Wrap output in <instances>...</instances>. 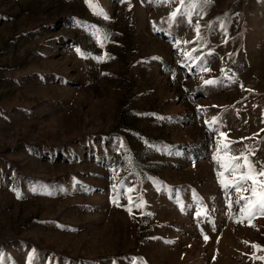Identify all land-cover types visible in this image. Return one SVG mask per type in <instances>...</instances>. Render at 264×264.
Returning <instances> with one entry per match:
<instances>
[{
	"label": "rangeland",
	"instance_id": "obj_1",
	"mask_svg": "<svg viewBox=\"0 0 264 264\" xmlns=\"http://www.w3.org/2000/svg\"><path fill=\"white\" fill-rule=\"evenodd\" d=\"M93 2L0 0V264H264V0Z\"/></svg>",
	"mask_w": 264,
	"mask_h": 264
},
{
	"label": "snow or ice",
	"instance_id": "obj_2",
	"mask_svg": "<svg viewBox=\"0 0 264 264\" xmlns=\"http://www.w3.org/2000/svg\"><path fill=\"white\" fill-rule=\"evenodd\" d=\"M84 2L90 7L93 8V10H96V5L94 4L93 0H84ZM185 4V0H180V4L177 5V8L175 11L170 13V18H174L178 15L180 11V7ZM197 7L196 0H190L188 3V9L189 11L186 13L188 17H191L192 12L191 9H194ZM99 14L103 15L102 10ZM107 19V16L104 17ZM191 22V21H189ZM197 35H199L198 28L199 24L197 23ZM96 38V42L98 44L101 43V37L97 34H93ZM78 54L80 53V49L76 50ZM185 56L188 55L187 52L184 53ZM103 56H97L94 57V59L102 60ZM207 71L208 69H204ZM206 84L214 83V81L206 80ZM221 135H223L221 133ZM213 159H216V156L214 155ZM241 159H243L244 164L243 167H241ZM221 167L230 171L233 174H237V170L240 169L238 175V180H233L231 183L235 187V191L238 194V200L237 203L239 204L241 200L244 201V204L241 206V212L242 213H255L257 211L260 212V214H264V169H261L260 171H256L254 166L251 164V162L248 161L247 157L244 156L243 153L240 154L239 157L234 156H228L227 159L221 163ZM220 173L218 172V176ZM224 181H221L222 186L224 185ZM247 184V187H244V185ZM242 193H248V195H243ZM205 240L208 239L207 236L204 237ZM247 243V242H245ZM254 248L259 247L257 245H253ZM260 259H264V257H260Z\"/></svg>",
	"mask_w": 264,
	"mask_h": 264
}]
</instances>
